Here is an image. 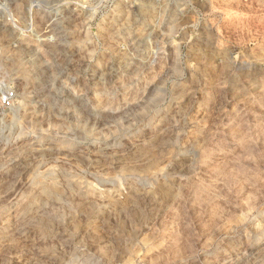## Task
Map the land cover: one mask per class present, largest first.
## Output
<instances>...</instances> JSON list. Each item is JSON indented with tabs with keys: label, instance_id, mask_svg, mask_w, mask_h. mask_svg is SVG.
<instances>
[{
	"label": "rangeland",
	"instance_id": "1",
	"mask_svg": "<svg viewBox=\"0 0 264 264\" xmlns=\"http://www.w3.org/2000/svg\"><path fill=\"white\" fill-rule=\"evenodd\" d=\"M0 264H264V0H0Z\"/></svg>",
	"mask_w": 264,
	"mask_h": 264
},
{
	"label": "bare ground",
	"instance_id": "2",
	"mask_svg": "<svg viewBox=\"0 0 264 264\" xmlns=\"http://www.w3.org/2000/svg\"><path fill=\"white\" fill-rule=\"evenodd\" d=\"M68 3H74V4H80L79 2H75V1H72V2H59V3H57V4H54V5H52V7H51V9H57V11L59 10V9H61L63 6H65V5H67ZM40 4H35V7H38Z\"/></svg>",
	"mask_w": 264,
	"mask_h": 264
},
{
	"label": "built area",
	"instance_id": "3",
	"mask_svg": "<svg viewBox=\"0 0 264 264\" xmlns=\"http://www.w3.org/2000/svg\"><path fill=\"white\" fill-rule=\"evenodd\" d=\"M13 96V93L5 94L3 97V103H9L12 100Z\"/></svg>",
	"mask_w": 264,
	"mask_h": 264
}]
</instances>
